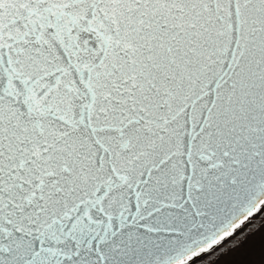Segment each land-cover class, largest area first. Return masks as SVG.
Wrapping results in <instances>:
<instances>
[{
  "label": "snow or ice",
  "instance_id": "6c2138e0",
  "mask_svg": "<svg viewBox=\"0 0 264 264\" xmlns=\"http://www.w3.org/2000/svg\"><path fill=\"white\" fill-rule=\"evenodd\" d=\"M261 205L264 0H0V264H188Z\"/></svg>",
  "mask_w": 264,
  "mask_h": 264
},
{
  "label": "rangeland",
  "instance_id": "374dc122",
  "mask_svg": "<svg viewBox=\"0 0 264 264\" xmlns=\"http://www.w3.org/2000/svg\"><path fill=\"white\" fill-rule=\"evenodd\" d=\"M257 227H253L257 224ZM247 230V231H246ZM223 249V251H220ZM211 257V259H206ZM264 264V205L230 235L188 264Z\"/></svg>",
  "mask_w": 264,
  "mask_h": 264
}]
</instances>
